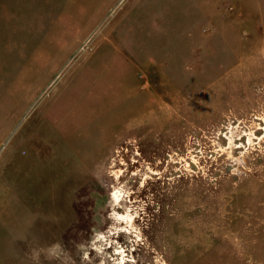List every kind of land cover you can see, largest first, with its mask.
Listing matches in <instances>:
<instances>
[{
	"label": "rangeland",
	"instance_id": "1",
	"mask_svg": "<svg viewBox=\"0 0 264 264\" xmlns=\"http://www.w3.org/2000/svg\"><path fill=\"white\" fill-rule=\"evenodd\" d=\"M0 264H264V0H0Z\"/></svg>",
	"mask_w": 264,
	"mask_h": 264
},
{
	"label": "bare ground",
	"instance_id": "2",
	"mask_svg": "<svg viewBox=\"0 0 264 264\" xmlns=\"http://www.w3.org/2000/svg\"><path fill=\"white\" fill-rule=\"evenodd\" d=\"M30 149L28 148L27 152L30 153ZM25 164V163H24ZM23 163L21 164V166H19L18 168V175H17V186H18V193H19V198L20 200H27L30 198V194H28V192H25V189L23 187L24 181H25V177L23 176L22 171L24 170V165ZM69 176H71V173H69ZM28 180V178H26V181ZM30 190L31 189V185L29 184ZM27 193V194H26ZM117 192H114V201L112 203V210L114 211V216L112 217V223L117 225L122 224L124 221L127 222L125 224L124 227H114L112 228V232H108V234H103V238L100 240H103L104 243H106V245L103 247V250L99 251L100 253H103V251L107 248V247H113L114 248V252L116 254H121L123 253L125 250L121 249V246H118V244H116L117 242L113 241L114 236L120 235L121 232L122 234L125 235V233H130L132 232V228L130 229V227L128 226V222L130 223V221L126 218V215L123 214V212L117 211L118 207H120L119 205V201L116 202L117 200ZM115 230V231H114Z\"/></svg>",
	"mask_w": 264,
	"mask_h": 264
}]
</instances>
